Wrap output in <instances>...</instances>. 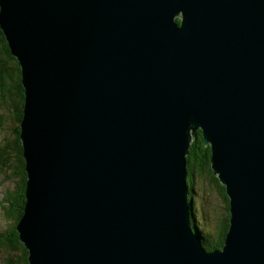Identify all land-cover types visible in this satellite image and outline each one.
Instances as JSON below:
<instances>
[{"label":"water","instance_id":"obj_1","mask_svg":"<svg viewBox=\"0 0 264 264\" xmlns=\"http://www.w3.org/2000/svg\"><path fill=\"white\" fill-rule=\"evenodd\" d=\"M0 27L29 264H264V0H0ZM199 131L230 198L213 252L187 181Z\"/></svg>","mask_w":264,"mask_h":264},{"label":"trees","instance_id":"obj_2","mask_svg":"<svg viewBox=\"0 0 264 264\" xmlns=\"http://www.w3.org/2000/svg\"><path fill=\"white\" fill-rule=\"evenodd\" d=\"M179 21V20H178ZM180 22V21H179ZM16 89L17 99L15 102L13 98L12 90ZM0 91L2 93L1 100L5 104L7 111L13 113V121L18 125L16 129L15 140L13 146L0 151V169H5L6 166L11 170L12 180L17 181V186L14 187L12 195L10 193L5 197L4 208L7 209L8 218L14 220V227L10 230L7 229L3 234V240L0 241V249L7 251L8 253H17V263L29 264L28 251L20 241V237L16 227L18 226L21 217L24 212V206L26 203V185H27V174L25 171V160L23 157V147L20 140V124L23 119L24 105H25V91L22 84V76L20 73V64L17 59L12 55L9 44L6 37L0 27ZM15 92V91H14ZM12 95V96H11ZM9 151L14 152V161L10 162L8 156ZM212 152L210 146L205 145L202 132L199 131L197 138L193 139L189 155L187 156V172H188V185L191 191L190 199L193 200V224L199 230L200 235L203 239V244L209 251L220 250L223 248L225 238L227 236L230 226V198L227 194L226 187L221 183L218 176L214 173L211 165ZM11 163H13L11 165ZM13 176V177H12ZM205 186L209 184L217 192L220 201L225 207V217H219L217 221L220 224L215 230L209 227H202L201 220L197 219L196 208L194 207V185L198 183ZM9 205V207H8ZM12 205V206H10ZM216 210L213 211L215 213ZM201 218V217H199ZM209 229V230H207ZM1 240V239H0ZM11 264H16L15 260Z\"/></svg>","mask_w":264,"mask_h":264},{"label":"rangeland","instance_id":"obj_3","mask_svg":"<svg viewBox=\"0 0 264 264\" xmlns=\"http://www.w3.org/2000/svg\"><path fill=\"white\" fill-rule=\"evenodd\" d=\"M15 58L18 61V58L17 57H15ZM19 64H20V62H19ZM20 73L22 76L21 64H20ZM12 92H13V98H14V100L12 102H15L17 99L16 89H13ZM1 95H2V93L0 91V151H3L5 149V146H8L7 148H9V146H10V148L13 146V142L15 140V135L17 134L16 129H17L18 125L13 121L14 120L13 119V113L10 111H7V109H4V108H6V106L4 103H2ZM23 117H24V113H23ZM22 122H23V119H22ZM22 122L20 124V130H21ZM20 140H21V138H20ZM14 156H15L14 152L9 151L8 158H9V160L11 159L10 162L14 161ZM23 157H24V153H23ZM12 164L13 163H11V165ZM8 166H6L5 169H0V239H1L0 241L3 240L4 232L7 229L11 230L14 227L13 226L14 220L12 218L11 219L8 218V216L6 214L7 209L4 208V205L6 204L5 203V197L7 196L8 193H10L12 195V193L14 191L13 190L14 187L17 186V181L12 180V178H11L12 172L8 168ZM25 171H26V162H25ZM26 174H27V172H26ZM27 181H28V174H27ZM206 186H207V188L205 189V186L201 185V183L199 181L197 184L194 185V187H195V193L193 195L194 207L196 208L197 219L201 220V222H200L201 226L204 228L209 227L210 229L215 230L218 227V225L220 224V221H217V219L219 217H225L226 211H225V207H223L222 201H220V198L218 197L217 192H215L214 188L211 187L209 184H206ZM25 199H26V195H25ZM191 200H192V198H191ZM10 206H12V205H10ZM25 206H26V203H25ZM25 206H24V211H25ZM8 207H9V205H8ZM214 210H216L215 213H213ZM23 214H24V212H23ZM22 217H23V215H22ZM199 217H201V218H199ZM192 218H193V214H192ZM16 229H17V227H16ZM207 230H209V229H207ZM199 234H200V232H199ZM20 241H21V239H20ZM21 243L23 245H25L22 241H21ZM204 247H205V245H204ZM27 251H28V249H27ZM207 251L213 252V251H217V250H213V251L207 250ZM17 253H19V252H14L15 255H13L12 253H8L7 251L0 249V264H11L12 263L11 259H12V261L15 260L16 264H19V263H17L18 262L17 261V255H16Z\"/></svg>","mask_w":264,"mask_h":264},{"label":"bare ground","instance_id":"obj_4","mask_svg":"<svg viewBox=\"0 0 264 264\" xmlns=\"http://www.w3.org/2000/svg\"><path fill=\"white\" fill-rule=\"evenodd\" d=\"M180 21V20H179ZM192 212V211H191ZM213 251V250H212Z\"/></svg>","mask_w":264,"mask_h":264}]
</instances>
